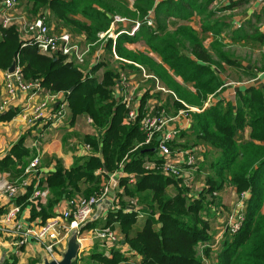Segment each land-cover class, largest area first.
<instances>
[{"label": "trees", "instance_id": "1", "mask_svg": "<svg viewBox=\"0 0 264 264\" xmlns=\"http://www.w3.org/2000/svg\"><path fill=\"white\" fill-rule=\"evenodd\" d=\"M213 1L164 0L157 3L156 0H133L134 9H130V0H19V6L23 10L28 6L35 16L50 10L49 15L53 16L58 31L67 30L75 38L86 40L88 37L91 42L96 40L98 33L110 28L115 14L122 15L121 6L127 7L130 18L142 21L134 35H119L116 51L120 57L139 63L156 76L161 86L171 91L169 94L178 110L186 107L183 102L200 109L191 111L189 129L205 143L206 149L204 153L198 152L200 173L192 186L182 178L166 176L160 171H146L144 160L155 156L153 146L140 145L146 135L139 121L130 125L122 123L126 108L115 98V85L119 69L126 71L130 67L140 71L135 63L120 60L116 66L108 57L104 63L107 69L98 79L89 76L87 71L94 73L103 63L84 68L64 62L62 56L49 57L40 53L33 42L24 45L17 25L3 28L0 23V69L8 70L16 60L27 80L40 79L51 91L69 92L72 123L78 116L88 115L99 132L98 135H85L84 140L92 146V152L82 163L77 159L70 169L57 163L55 171L47 178L52 196L38 215L47 219L60 199L82 191V182L89 184L83 190L85 195L98 191L102 182L100 175L107 176L117 170L123 160L124 171L135 174L134 183L129 184V177H122L121 183L126 187L125 194L140 200L139 210L144 213L142 220L138 222L136 209H125L126 204L111 215L120 222L131 250L141 258L126 261L117 250L111 258L102 253L93 256L105 264H119L124 260L125 264H202L197 245L210 239L209 230L214 223L202 217L207 205H212L207 203V196L228 189L235 197L244 191L249 193L245 200L246 216L241 229L224 241L212 264H264V143H256V140L264 142V88L250 86L239 90L237 105L219 99L206 106L209 98L217 95L225 85L215 68H222L223 63L239 65L225 49L222 38V32L230 23L226 22V17H218L223 8H209ZM150 10L154 12L153 26L145 22ZM195 13L202 18L200 32L189 25L169 29L166 22L169 17L188 19ZM209 32L214 37L207 47L204 42ZM136 41L145 42L160 61L146 51L132 50L124 45ZM107 47L112 50V39ZM152 80L156 87V80ZM145 101L144 98L141 101V116ZM17 113L18 109H9L0 114V121L9 120ZM245 126L251 128L250 138L239 141V132ZM23 141L22 137L0 160V168L9 163L20 164L14 172L16 175L24 173L31 153L23 146ZM98 169H102L101 174H96ZM199 180L204 186L198 185ZM193 190L198 194H192ZM141 194H146L151 203H144ZM204 254L211 257L209 249L204 250Z\"/></svg>", "mask_w": 264, "mask_h": 264}, {"label": "built area", "instance_id": "2", "mask_svg": "<svg viewBox=\"0 0 264 264\" xmlns=\"http://www.w3.org/2000/svg\"><path fill=\"white\" fill-rule=\"evenodd\" d=\"M264 6V0H258ZM19 0H0V23L3 28H8L12 25L19 27V32L24 45L33 42L37 45L40 53L49 57H64V62H70L84 68H91L100 63H105L104 54L105 46L109 39H112V59L131 62L119 56L116 51V42L119 34L125 32L129 35H134L142 24L141 20L133 21V26L129 30L116 32L115 27L120 22H125L126 19L118 14L113 16V21L107 31L98 33L99 38L94 42H87L78 37L75 38L72 33L67 30L57 31L55 27L49 23V14L42 13L37 16L29 14L19 6ZM145 22L153 26V12L145 18ZM234 28H238V23H233ZM91 57L87 65V60ZM115 62V61H114ZM140 69V74L143 79H155L156 87L159 91L167 92L166 88L161 86L159 79L148 73L145 67L135 63ZM88 70V69H87ZM89 76H94L92 71L88 70ZM5 90L4 96L0 95V112L12 108L15 100L20 93L25 94L27 104L23 106L22 112L27 117L29 124L40 126L42 137L44 133L43 125L39 124L42 121L49 125L63 123L70 112V104L68 93L66 91H51L40 79L27 80L21 67L17 65L14 73L9 72V69L4 73ZM237 84H241L238 82ZM139 85L132 81V77L119 69L117 84L115 85V98L126 108L125 123L127 125L140 122L141 129L146 135L145 141L142 144L151 145L154 147L155 156L153 159L146 158L144 160V168L146 171H160L166 176L182 178L187 182V185L192 186L195 182V177L200 173L198 162L200 157L198 152L200 149L173 147V142H176L181 136L182 131L191 126V111H199L197 107H190L185 102V108H180L175 115L168 116L165 113H158L153 108H149L146 112L143 111L141 116L140 108L142 94L139 93ZM177 98V97H176ZM179 118L185 119L184 125L170 127V122ZM140 119V120H139ZM87 123L92 127L95 135L98 131L92 117L87 116ZM140 144V145H142ZM88 150L91 149L90 144L86 145ZM43 154L40 151L31 158L24 169L22 176L15 180L5 181L1 184V192L9 199H15L22 191L26 192L30 182L26 175L38 173L42 162ZM124 161L120 167L110 172L106 177L103 175L104 181L101 183L98 191L91 195H85L79 192L74 196L67 198V206L62 210L61 214L55 218H51L45 222H37L24 226L23 223H16L17 215L21 210L20 205L13 206L4 216L3 220L6 223L12 224V229H2L5 233L10 232L16 238L15 245H23L30 239H33L41 247H43L49 255L57 259V254L61 247L68 241L70 234L77 230L78 241L82 248L81 233L86 229V226L97 217L96 211L100 208H107L110 211L122 209V197L126 192V187L121 183L122 177H129V184L135 182L134 173H126L123 169ZM204 185V184H203ZM28 192V191H27ZM26 192V193H27ZM49 193L47 184L37 182L34 186L29 199L35 201V204H40L45 200ZM198 194L197 190H193L192 194ZM221 192L214 191L208 194L207 209L203 210L202 217L205 220H211V235L210 239L200 241L197 245L198 255L202 264H212L215 262L218 251L222 248L224 241L233 237L242 227L246 216L247 191L236 195L230 205L219 200ZM128 197L127 210L136 209L137 217L143 218L144 213L140 211L138 199ZM209 206V207H208ZM214 214V215H213ZM84 227L82 230L81 228ZM10 228V227H9ZM94 236L103 239L107 245L117 247L120 243L118 233L111 227H102L93 229ZM81 248L79 255L81 253ZM209 249L211 257L204 254V250ZM132 251V250H131ZM138 256L136 252L132 254ZM78 255V258H79Z\"/></svg>", "mask_w": 264, "mask_h": 264}, {"label": "crops", "instance_id": "3", "mask_svg": "<svg viewBox=\"0 0 264 264\" xmlns=\"http://www.w3.org/2000/svg\"><path fill=\"white\" fill-rule=\"evenodd\" d=\"M164 0H156V2L160 3ZM214 3H220L221 7L224 10L218 12V17H226V22L230 23V26L226 28L225 31L222 32V38L225 43V49L227 52H229L232 56L235 55L234 51L231 48L235 47H245L248 50L254 51L256 54V58H254L253 62H240L237 66H232L226 63H223V67L219 70L218 67H216V71L221 75V77L225 81L224 88L217 94L211 96L209 98L208 102L206 103V106H209L212 103L217 102L219 99H225V101H233L235 105H237V93L239 90H245L247 87L250 86H256L258 88H264V6L258 1V0H214L209 8L211 10V7L214 5ZM234 5V7H233ZM132 9L133 8V0H130V5ZM232 6L231 8H229ZM225 11V12H224ZM150 12H153V10H150ZM48 13H50V10H48ZM154 14V12H153ZM197 15L199 14L195 13L190 18H176V17H169L166 22L169 27V29L174 30L179 25H189L192 28H194L197 31H201L202 26V19L197 21L195 19ZM82 20H86L82 17H79ZM130 18V17H128ZM197 21L195 24L193 21ZM50 24L57 29L56 22L53 20V16H51L49 19ZM138 19L130 18V20L125 22L118 23L113 29L116 32H120L122 30H129L133 26V21ZM140 20V19H139ZM155 20V18H154ZM238 23L240 26L238 28L233 27V23ZM233 24V25H232ZM238 31V32H237ZM237 32L236 34H234ZM125 33V32H123ZM122 34V33H121ZM127 34V33H126ZM120 35V34H119ZM119 37V36H118ZM214 34L212 32L208 33V36L205 38V45L207 47L210 46L212 40H213ZM118 39V38H117ZM139 42V41H136ZM134 42V43H136ZM143 42V41H140ZM129 49L135 50L131 42H125ZM145 46H143V50L151 53V55L156 58L158 61H160V58L149 50L145 42H143ZM229 49V50H228ZM106 62L108 61V57L111 59L110 61L112 63H115L112 59V50H109L107 45L105 46L104 50ZM235 57V56H234ZM129 60V59H127ZM131 61V60H129ZM248 61V60H247ZM137 63L134 61H131L130 64ZM136 65V64H134ZM107 67L105 64H102L99 69L94 71V76L99 77L98 79H101L102 75H104ZM127 73L132 77V81L139 85V93L142 94V99L146 100V105L144 106V112H146L149 108H153L158 113H165L168 116L175 115L178 110L175 113H172L173 109H177L175 100L172 99L170 94L168 92H162L157 89V87L153 86L154 81L152 79H143V77L140 74V71H137V69H132L129 67V69L126 70ZM5 70L0 69V95L4 96L6 93L5 90V79L4 74ZM222 73V74H221ZM93 77V76H92ZM176 79L180 81V83H183V80L180 77L176 76ZM226 79H228L226 81ZM240 82L241 84H237ZM191 84H189L190 86ZM149 90V91H148ZM147 91L149 92L147 96ZM27 104V99L25 97V94L20 93L17 99L15 100V103L12 108L9 109H18V113L11 119L0 121V160H2L6 155H8L11 151V148L15 143H17L22 137L24 138L23 146L28 149L31 153V156L29 157V161L31 158L37 153V151H40L43 154L42 162L40 165V170L38 173L32 174V175H26L25 177L28 178L30 184L27 187V193L22 191V193L16 197L15 199H9L6 195H4L1 192L0 189V264H20V261L18 262V259L23 255L27 256L28 252L36 251L39 252V250L42 249V247L35 242L33 239H30L27 243L19 246L15 245L16 238L14 235L10 234V232L5 233L2 229L8 228L12 229V224L6 223L3 218L6 215V213L15 205H20L21 210L17 215V221L16 223H23L24 226H28L35 221L37 222H45L51 218H55L61 214L62 210H64L67 206V198H62L58 201V203L53 207L52 214L47 219L44 220V218L41 215H38V212L42 211V207H47L48 200L52 196L51 188L49 187L47 178L48 176L55 171L57 167V163L61 162L62 165L66 169H70L77 159H80V163L83 162V159L88 156L89 153L92 152V146L91 149L88 150L86 148V145L89 144L84 140L85 135H95L92 131V127L87 123V116L88 115H81L78 116V118L75 120L74 123H72V112L70 110L68 117L65 118V124L64 126L69 127V131H72L74 127V124L78 123L80 119L83 118V121H85L87 125L88 131H86L85 135L80 138H72L70 139L72 142L76 144V146H73L72 148H69V146L66 144L65 138L62 134L59 132V126L58 125H49L48 123L42 121L39 124H42L44 127V135L42 137L39 136L40 132L42 131L40 126H33L29 124L27 117L22 112L23 106ZM198 108V107H197ZM0 112V114H4L7 111ZM200 111V110H199ZM69 119V122L67 120ZM123 124L125 123V116L123 118ZM186 123L185 119L179 118L175 121L170 122V127H175L178 125H184ZM127 125V124H126ZM73 126V127H72ZM250 132L251 128L249 126H245L244 130L239 132L238 139L239 141L248 140L250 138ZM256 143H264L262 141L256 140ZM142 144V143H141ZM205 143L201 142L199 137L192 133V131L189 128H186L182 131V134L176 142H173V147H180V148H198L200 151L205 152ZM154 149V147L152 148ZM155 152V150H153ZM99 154V153H98ZM147 158H154V155L152 157ZM20 164L14 166L11 163L6 165L5 167L2 166L0 168V187L1 184L5 181L9 180H15L22 176L16 175L14 172L16 169H18ZM102 169H98L96 171V174H101ZM127 173V172H126ZM101 178L103 175H100ZM106 177V176H105ZM104 179L102 178V182ZM37 182H40L42 184H47L49 187V193L44 201H42L40 204H35V201H31L29 199V196L31 195L32 191L34 190V186L37 184ZM101 182V183H102ZM89 184L86 182L81 183V189L83 190L88 186ZM198 185L204 186L202 181L199 180ZM25 195L26 198H25ZM249 196V193L247 194ZM130 195L124 194L122 197V204H126L128 202V197ZM247 196V197H248ZM25 198V199H22ZM235 195L232 193L231 189L225 190L223 193L220 194L219 200L223 201L225 204L230 205L232 201L234 200ZM22 199V202L19 203L18 200ZM138 201H140L138 199ZM126 209V208H125ZM97 213L95 214L97 217L95 220L89 223L88 226H86V229L82 231L80 237L82 241V248L81 253L79 255V258L75 262V264H105L104 262L96 259V257H93L97 253H102L105 257L111 258L113 256L114 251H120L125 257L126 261H138V257L132 254L133 251H131L130 245L125 241L123 236L122 228L120 227V222L118 220H115L112 218V211H110L107 208H100ZM262 212L264 213V205L262 207ZM35 213H37L35 215ZM214 215V214H213ZM142 218L137 217V221H141ZM111 227L114 229L119 237H120V243L116 247H111L107 245V242L103 239H99L96 236H94L93 229L94 228H102V227ZM10 227V228H9ZM67 242L61 247H66ZM140 256L139 254H137ZM24 260V257L22 258ZM36 261V264H40V261L32 260L33 262ZM91 261V262H89ZM126 261H120L119 264H125Z\"/></svg>", "mask_w": 264, "mask_h": 264}, {"label": "rangeland", "instance_id": "4", "mask_svg": "<svg viewBox=\"0 0 264 264\" xmlns=\"http://www.w3.org/2000/svg\"><path fill=\"white\" fill-rule=\"evenodd\" d=\"M221 7V4L220 3H214V5L211 7L212 9H218V8H220ZM129 8L130 9H132L130 6H129ZM121 9H122V12H121V14L122 15H120V14H118V15H120L121 17H123V18H125L126 19V21H128V20H130V18H128L130 15H127L128 14V11H127V7H124V6H121ZM24 10H26L29 14H33L32 12H31V10H29L28 9V6H26V8L24 9ZM45 13H47V12H45ZM131 14V13H130ZM33 15H35V14H33ZM123 15H125V16H123ZM128 16V17H127ZM200 16V15H199ZM51 16L49 15V18H50ZM195 19H197V21H199V20H201L202 18L201 17H198L197 18V15H196V17H195ZM194 19V20H195ZM199 19V20H198ZM196 20L195 21H193L194 22V24L197 22ZM99 38V36H97V38H96V40ZM96 40H92V41H96ZM85 41H87L88 43L89 42H91V39L90 38H88V37H86V40ZM109 42V41H108ZM108 42H107V45H108ZM124 45H125V47H130L129 45H127V43H124ZM143 46H145L144 44H143V42H136V43H133V45H132V47L135 49V50H143ZM131 49V48H130ZM233 51H234V53H235V55L233 54V58L237 61V62H253V60H254V58H256L257 56H256V54H255V52L254 51H251V50H248V49H246L245 47H235V48H231ZM229 50V49H228ZM149 53V52H148ZM150 55H151V53H149ZM152 56V55H151ZM235 56V57H234ZM257 59V58H256ZM90 60H91V57H89V59L87 60V65H88V63L90 62ZM239 60V61H238ZM248 60V61H247ZM115 61V63L113 64V65H116L117 66V64H120L119 63V61L120 60H118V59H116V60H114ZM104 64V63H103ZM139 64V63H138ZM219 70H222L223 71V69H221V68H219ZM222 74V73H221ZM228 79H226V81H227ZM167 90V89H166ZM163 92V91H162ZM167 92L169 93V92H171V91H168L167 90ZM178 109H173V111H172V113H175L176 111H177ZM66 121V120H65ZM65 121H64V123L62 124V126H60L61 125V123H57V124H55V125H58L59 124V132H60V134H62L63 135V137L65 138V141H66V144L69 146V148H72L73 146H76V144L74 143V142H72L70 139H72L73 137L75 138H82L84 135H85V133H86V131H88V129H87V125H86V123H85V121H83V118L82 119H80L79 121H78V123L76 124H74V127L75 128H73V130L72 131H69L68 129H69V127L67 128V126H64V124H65ZM67 122H69V119L67 120ZM73 127V126H72ZM143 131V130H142ZM144 132V131H143ZM210 157L212 158V155H210ZM212 160V159H211ZM150 195V194H149ZM140 199L145 203V201L147 202V203H151V201H150V198H148V196H146V194H144V195H140ZM144 199V200H143ZM141 201V202H142ZM66 248H67V245H66V247H64V248H62L59 252H58V254H57V259H60L61 257H62V253L66 250ZM24 257V260L22 259ZM48 259H53L50 255H49V253L42 247V249L41 250H39V252H36V251H32V252H28L27 253V256H21L19 259H18V262L20 261V264H32V260H37V261H40V264H44V262H45V260H48ZM89 262H91V261H89ZM89 264H93V262L92 263H89Z\"/></svg>", "mask_w": 264, "mask_h": 264}, {"label": "water", "instance_id": "5", "mask_svg": "<svg viewBox=\"0 0 264 264\" xmlns=\"http://www.w3.org/2000/svg\"><path fill=\"white\" fill-rule=\"evenodd\" d=\"M17 67V61H13L12 65L9 68V72L14 73ZM84 227L81 228V230ZM80 243L78 241V231H73L67 241V248L62 253V257L60 259H48L45 260L44 264H75L78 259V255L80 252Z\"/></svg>", "mask_w": 264, "mask_h": 264}]
</instances>
